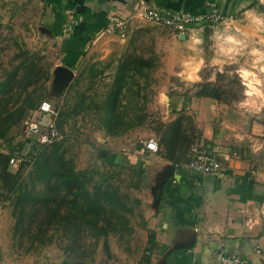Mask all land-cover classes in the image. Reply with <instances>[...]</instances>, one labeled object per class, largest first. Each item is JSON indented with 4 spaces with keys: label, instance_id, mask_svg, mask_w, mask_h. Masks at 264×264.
Masks as SVG:
<instances>
[{
    "label": "rangeland",
    "instance_id": "374dc122",
    "mask_svg": "<svg viewBox=\"0 0 264 264\" xmlns=\"http://www.w3.org/2000/svg\"><path fill=\"white\" fill-rule=\"evenodd\" d=\"M33 4L0 0V151L20 140L25 118L42 100L56 106L61 138L20 170L21 194L1 196L0 264H140L149 253L151 219L169 158L163 149L149 153L145 142L159 143V135L170 132V152L179 157L195 127L188 110L166 117L168 94L191 98L198 84L210 82L226 91L227 102L218 107L221 122L232 127L226 130L230 138L239 129L264 126V0L255 7L257 22L228 17L208 24L197 51L201 66L197 76L188 72L191 80L167 73L168 45L156 41L155 33L174 31L158 24L138 26L131 38L105 39L108 51L95 53L90 44L70 63L59 40L44 31L40 8ZM199 26L195 32L203 33ZM123 60H136L125 64L133 69L144 61L146 77L134 71L129 72L134 80L123 77ZM67 165L93 174L90 189L102 181L117 190L123 204L115 208L125 211L105 204L94 219L80 200L72 202L61 179L44 175V169ZM28 193L39 199H28ZM100 228L107 234L97 238Z\"/></svg>",
    "mask_w": 264,
    "mask_h": 264
},
{
    "label": "crops",
    "instance_id": "0c3cea01",
    "mask_svg": "<svg viewBox=\"0 0 264 264\" xmlns=\"http://www.w3.org/2000/svg\"><path fill=\"white\" fill-rule=\"evenodd\" d=\"M258 1L261 0H32V3L40 8L42 16L37 18L40 17L44 31L53 35L51 39L59 40L61 55H69L71 63L78 62L90 44L95 53L103 47L108 51V45L102 44L105 39L131 38L138 26H153L155 23L138 14L146 7L203 14L214 4L223 19L250 17L257 22ZM110 14L126 20L124 37L105 31ZM198 29L194 27L184 37L164 29L155 33L156 41L168 45L163 57L167 73L184 76L186 80H191L188 72L198 75L201 63L197 51L203 36L201 30L195 32ZM181 47L184 49L179 51ZM209 55L207 52V58ZM167 102L170 106L167 118L179 109L193 112L194 129L216 151L221 170L214 176L197 175L172 168L171 162H167L151 219L155 226H152L154 244L146 256L149 264H221L219 255L227 254L238 256L245 264H260L264 257V126L239 129L230 138L232 135L226 130L232 127L226 120L221 122L219 102L173 93L168 94ZM226 140L230 143H225Z\"/></svg>",
    "mask_w": 264,
    "mask_h": 264
},
{
    "label": "trees",
    "instance_id": "16d2710c",
    "mask_svg": "<svg viewBox=\"0 0 264 264\" xmlns=\"http://www.w3.org/2000/svg\"><path fill=\"white\" fill-rule=\"evenodd\" d=\"M208 32H209L208 25L204 24L203 36L206 37ZM135 61H132L131 63L128 64L129 60H123V62L120 63V65H122L123 67V71H122L123 77H130L134 80V76L130 74L132 71L138 73L141 76L146 77V73L142 70L141 67H146L147 64L144 61H137V64L140 67L137 66V68L133 69L134 67L132 68L130 66H132L131 64L133 62L135 64ZM125 64H128L130 66L128 67V65ZM225 94L226 91H224L222 88L216 86L213 83L206 82V83L198 84V89L194 96L197 98H210L219 103H226L227 99L224 96ZM39 103L37 104V107L34 109L33 115L36 114ZM177 123L178 121L177 119H175L172 124L166 125L165 127L168 128L167 130H170ZM131 125L132 124L128 125L127 128H130ZM56 126L57 128L60 127L59 113L56 119ZM196 135L199 134L195 131V129H193L192 134L190 135V137L186 142V146L183 153L179 157H174V153L172 155V153L170 152L172 151L171 149H173V143H171L170 141L172 133L169 132L168 134L167 132H162V134L159 135L160 136L159 143L157 142L158 151H160V149L161 150L163 149V152L161 151V153L166 155L167 158L169 157L168 162H171L172 166L174 167L176 164H179L186 160L188 148ZM56 144H58V142L54 141L50 145H42L36 148V146L34 145L29 146L27 144V140L22 138H20V140L14 144L12 143V141H9L7 152L0 151V199L3 192H6V194H11L13 192H17L18 194H21L23 186H22V181L20 180V175H21L20 170L23 169L26 165H30L31 163H34L43 153L42 151L43 149L45 150V148L49 146L50 147L54 146ZM11 157L18 158L20 160L15 171H10L9 169L11 167L9 165V159ZM41 168H42V163H41ZM45 174L50 176H56L57 178L61 179L63 185H65L67 188L66 194L72 197L71 201L75 202L76 204L77 201L80 200L81 201L80 206H84L85 211L87 213L88 212L92 213L94 215L93 216L94 219H97L99 217L100 211L105 207V204H109L110 207L112 208L114 207L113 209L116 211L124 210V209L115 208L117 204L120 205L123 203H121V201L119 202L117 199V194H116L117 190L112 189V187L109 186V184L103 185L102 181L100 183L95 181L91 189L86 185L87 183L91 182V180L93 179L92 176L93 174H90L89 176L87 175V172L84 170L76 172L73 170L71 165L65 166L64 170H52V169L50 170L48 168L44 169V175ZM28 195L29 193L27 194V198L30 200L39 199V197H34L32 195L28 196ZM121 217L122 216H120V218ZM94 226L96 227V225ZM95 234L98 238L100 236L106 235L107 232L105 228H100V231H98V233L95 232ZM153 244H154L153 234L151 233L148 239V248L151 249ZM143 261H144L143 264H149L147 257H145Z\"/></svg>",
    "mask_w": 264,
    "mask_h": 264
},
{
    "label": "built area",
    "instance_id": "2783aa9c",
    "mask_svg": "<svg viewBox=\"0 0 264 264\" xmlns=\"http://www.w3.org/2000/svg\"><path fill=\"white\" fill-rule=\"evenodd\" d=\"M138 14L146 21L184 35L194 27L199 25L203 27L204 24L208 25L223 19L214 4H211L210 8L203 14L193 13L188 10L170 11L155 7L143 8ZM105 31L124 37L126 20L110 14L107 16ZM57 115L58 111L55 105L50 101L42 100L39 103L36 114L28 116L24 120L21 126V138L27 140L29 146L34 145L36 148L58 141L61 136L56 126ZM145 149L155 154L158 151L157 141L154 138L148 139L145 142ZM186 156L185 161L176 164L173 168L205 176L217 175L221 170L220 160L216 151L207 144V141L201 135L194 137ZM19 161L18 158L11 157L9 165L16 168ZM219 260L221 264H245L234 254L219 255ZM260 264H264V257L261 258Z\"/></svg>",
    "mask_w": 264,
    "mask_h": 264
},
{
    "label": "water",
    "instance_id": "95a60500",
    "mask_svg": "<svg viewBox=\"0 0 264 264\" xmlns=\"http://www.w3.org/2000/svg\"><path fill=\"white\" fill-rule=\"evenodd\" d=\"M181 37H184V34H181ZM173 168V167H172Z\"/></svg>",
    "mask_w": 264,
    "mask_h": 264
}]
</instances>
